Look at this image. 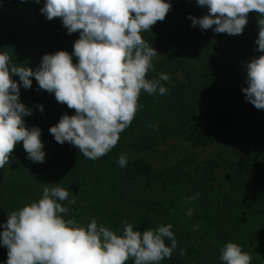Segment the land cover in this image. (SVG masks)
<instances>
[{"label":"trees","instance_id":"1","mask_svg":"<svg viewBox=\"0 0 264 264\" xmlns=\"http://www.w3.org/2000/svg\"><path fill=\"white\" fill-rule=\"evenodd\" d=\"M166 2L172 5L166 18L141 35L161 50L158 70L180 75L181 80L172 84L149 70L146 78L158 81L167 94L142 90L131 125L96 160L85 158L68 142L59 144L49 131L65 113L74 115V109L57 102L54 93L39 89L34 77L29 89L18 76L12 77L20 85V102L32 110V115L23 117L25 126L41 130L45 159L33 162L20 142L9 163L0 168V232L11 212L38 202L50 184L68 190V199L58 202L69 211L60 215L79 226L86 227L95 218L122 236L126 223L141 233L170 224L177 247L158 264H224L220 255L228 242L248 253L251 264H264V109L248 102L242 91L248 87L246 63L264 55L255 50L258 14L250 12L242 34L233 36L216 33L215 25L207 30L193 27L189 15L208 14L197 0ZM45 3L0 0V54L7 53L12 64L35 70L45 54L73 53L79 32L69 34L61 18L48 20L40 11ZM72 60L78 63L74 55ZM226 136L253 143L259 152L238 162L222 161L228 189L220 196L216 172L222 163L217 159L196 167L195 175L185 169L184 161L159 172L143 158L127 159L124 167L118 164L124 151L149 152L171 139L209 147ZM196 194L195 201L188 200ZM73 199L75 203H69ZM189 208L190 217L185 214ZM194 226L198 227L194 230ZM164 240L170 247L171 240ZM7 252L0 242V264H6ZM126 264H134V259Z\"/></svg>","mask_w":264,"mask_h":264},{"label":"clouds","instance_id":"2","mask_svg":"<svg viewBox=\"0 0 264 264\" xmlns=\"http://www.w3.org/2000/svg\"><path fill=\"white\" fill-rule=\"evenodd\" d=\"M197 4L206 6L208 14L189 15L193 27L207 30L215 25L216 33L233 36L242 34L248 14L255 11L259 17L255 50L264 53V0H197ZM171 7L166 0H46L41 13L48 20L61 18L69 34L79 32V39L72 54L63 50L45 54L35 70L12 64L7 53L0 54V168L9 163L20 142L33 162L45 159L41 130L25 126L23 117L32 115V110L20 102V85L13 76L25 89L31 88L34 77L39 89L54 93L57 102L74 109V115L65 113L50 127L56 142L70 143L91 160L106 155L135 118L141 91L167 94L158 81L146 78L158 53L141 33L163 21ZM73 55L78 63H73ZM246 67L245 99L264 109V55ZM159 79L169 77L161 73ZM39 108L43 112V106ZM118 164H127L126 155L119 157ZM197 196L188 200L195 201ZM68 197V190L49 184L38 202L8 215L0 232V242L8 249L6 264H126L129 258L134 264H158L177 247L170 224L141 233L126 223L118 236L95 218L86 227L74 219L66 221L60 214L69 209L58 201ZM185 214L190 217L192 209ZM165 237L171 240L170 247ZM180 254L185 255L184 250ZM251 259L233 242L221 250L224 264H251Z\"/></svg>","mask_w":264,"mask_h":264},{"label":"rangeland","instance_id":"3","mask_svg":"<svg viewBox=\"0 0 264 264\" xmlns=\"http://www.w3.org/2000/svg\"><path fill=\"white\" fill-rule=\"evenodd\" d=\"M158 55L153 58L152 72L161 74L158 70V63L161 59V50L156 49ZM168 75V74H167ZM169 83H174L176 80H181V76L168 75ZM259 152L257 146L253 143L238 142L230 136H226L222 142L214 144L209 147H193L191 143L182 139H171L166 142L160 143L152 151L149 152H123L128 160L143 158L149 162L155 171L171 168L178 162H185V169L195 175L196 167L201 166L204 162L210 159H217L222 161L224 159L231 162H238L241 158L247 156H255ZM226 165L222 163V168L216 172V190L220 196L228 189V184L224 180V171ZM220 204L217 202L215 205L218 207Z\"/></svg>","mask_w":264,"mask_h":264}]
</instances>
